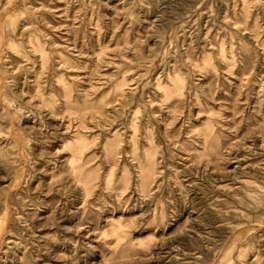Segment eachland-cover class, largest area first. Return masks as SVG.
<instances>
[{
  "label": "rangeland",
  "instance_id": "rangeland-1",
  "mask_svg": "<svg viewBox=\"0 0 264 264\" xmlns=\"http://www.w3.org/2000/svg\"><path fill=\"white\" fill-rule=\"evenodd\" d=\"M0 264H264V0H0Z\"/></svg>",
  "mask_w": 264,
  "mask_h": 264
}]
</instances>
